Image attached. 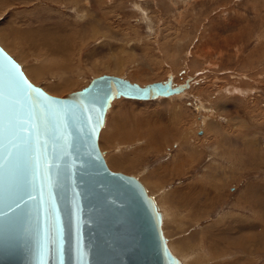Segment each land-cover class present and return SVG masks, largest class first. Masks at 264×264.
<instances>
[{
	"label": "rangeland",
	"instance_id": "1",
	"mask_svg": "<svg viewBox=\"0 0 264 264\" xmlns=\"http://www.w3.org/2000/svg\"><path fill=\"white\" fill-rule=\"evenodd\" d=\"M0 46L55 95L102 72L187 78L113 99L98 146L152 195L180 264H264V0H0Z\"/></svg>",
	"mask_w": 264,
	"mask_h": 264
},
{
	"label": "water",
	"instance_id": "2",
	"mask_svg": "<svg viewBox=\"0 0 264 264\" xmlns=\"http://www.w3.org/2000/svg\"><path fill=\"white\" fill-rule=\"evenodd\" d=\"M171 79L167 73L139 84L102 72L55 95L0 46V264H180L152 195L133 174L109 168L97 143L113 99L148 100L188 87L187 78ZM10 102L20 121L15 142Z\"/></svg>",
	"mask_w": 264,
	"mask_h": 264
},
{
	"label": "snow or ice",
	"instance_id": "3",
	"mask_svg": "<svg viewBox=\"0 0 264 264\" xmlns=\"http://www.w3.org/2000/svg\"><path fill=\"white\" fill-rule=\"evenodd\" d=\"M14 79V78H12ZM19 93V85L17 84L12 90H11V95H17ZM76 106H73V109H75ZM7 113H8V118H9V123L7 125L9 134L12 135L13 141L15 142L17 138L16 130H17V125L20 123L18 115L14 111V106L10 102L9 105L7 106ZM24 145L27 144V141H22ZM14 146H19L18 144L14 143ZM11 154V153H10ZM45 183L51 184L52 183V178L50 176L45 177ZM25 191V183L23 179H20L16 185V195L22 200L23 196L21 193H24ZM43 264V261H42Z\"/></svg>",
	"mask_w": 264,
	"mask_h": 264
},
{
	"label": "bare ground",
	"instance_id": "4",
	"mask_svg": "<svg viewBox=\"0 0 264 264\" xmlns=\"http://www.w3.org/2000/svg\"><path fill=\"white\" fill-rule=\"evenodd\" d=\"M41 32V31H40ZM35 33V32H34ZM39 33V32H38ZM37 34V32L35 33V35ZM44 34V33H43ZM31 35V34H30ZM30 35H28L27 34V36L28 37H30ZM32 35H34V34H32ZM36 38V37H35ZM40 38H42V35L40 36ZM29 39V38H28ZM31 39V38H30ZM32 40V39H31ZM31 40H30V42H31ZM34 40V39H33ZM33 40H32V42H33ZM35 44V43H34ZM33 44V45H34ZM32 48L34 49V47L32 46ZM34 50H36V49H34ZM187 88V87H186ZM186 88H184V89H182L181 91H179V92H177V93H173V94H169V95H167V96H158V97H155V98H153V99H148V100H141V101H151V100H155V99H157V98H159V97H168V96H171V95H174V94H180L181 92H183ZM234 88V87H233ZM235 89H236V92L238 93V92H241V91H243V89L242 88H239V87H235ZM129 99H133V98H129ZM137 100V99H136ZM140 100V99H139ZM104 119H105V114H104ZM104 119H103V124H104ZM103 124H102V126L100 127V129H99V133H100V130H101V128L103 127ZM99 133H98V135H99ZM97 143H98V138H97ZM251 204V203H250ZM196 246V245H195ZM198 246V245H197ZM195 253V255H197L196 254V252H194ZM213 255V254H212ZM186 256V255H185ZM191 257H192V255H190ZM187 257V256H186ZM189 257V256H188ZM182 258V257H181ZM193 258V257H192ZM191 258V259H192ZM198 258V257H197ZM208 259V258H207Z\"/></svg>",
	"mask_w": 264,
	"mask_h": 264
}]
</instances>
